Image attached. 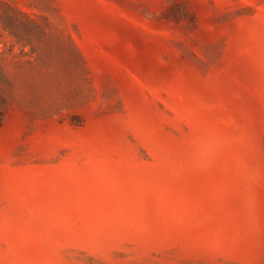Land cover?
Listing matches in <instances>:
<instances>
[{
    "label": "rangeland",
    "instance_id": "obj_1",
    "mask_svg": "<svg viewBox=\"0 0 264 264\" xmlns=\"http://www.w3.org/2000/svg\"><path fill=\"white\" fill-rule=\"evenodd\" d=\"M0 264H264V0H0Z\"/></svg>",
    "mask_w": 264,
    "mask_h": 264
}]
</instances>
